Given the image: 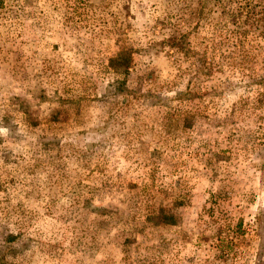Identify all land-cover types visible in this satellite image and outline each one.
Wrapping results in <instances>:
<instances>
[{"label":"rangeland","instance_id":"1","mask_svg":"<svg viewBox=\"0 0 264 264\" xmlns=\"http://www.w3.org/2000/svg\"><path fill=\"white\" fill-rule=\"evenodd\" d=\"M0 256L264 264V0H0Z\"/></svg>","mask_w":264,"mask_h":264},{"label":"trees","instance_id":"2","mask_svg":"<svg viewBox=\"0 0 264 264\" xmlns=\"http://www.w3.org/2000/svg\"><path fill=\"white\" fill-rule=\"evenodd\" d=\"M3 256H4V255H3ZM3 261H4L3 257L0 256V264H4Z\"/></svg>","mask_w":264,"mask_h":264}]
</instances>
